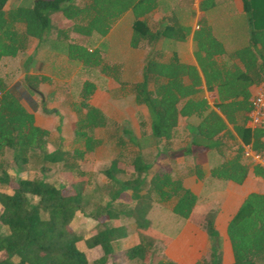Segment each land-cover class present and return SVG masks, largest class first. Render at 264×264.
Returning a JSON list of instances; mask_svg holds the SVG:
<instances>
[{
    "label": "trees",
    "instance_id": "trees-1",
    "mask_svg": "<svg viewBox=\"0 0 264 264\" xmlns=\"http://www.w3.org/2000/svg\"><path fill=\"white\" fill-rule=\"evenodd\" d=\"M7 1L0 0V60L24 53L30 37L43 40L53 21L64 20L56 28V38L66 43L68 57L86 67H99L101 73L118 84L111 91L112 96L132 94L135 104L146 108L149 133L141 134V138H151L155 144L162 142L159 155H166L171 149L179 117H193L197 119L192 126L194 135L190 146L182 149L184 155L192 153L191 147H197L203 149L199 155L201 162L208 156L217 154L221 157L210 167L212 178L241 184L250 167L256 176L264 178L263 167L242 160V147L228 131L230 124L244 143H251L255 151L264 154V129L245 127L251 107L249 87L264 79V0H241L250 24L249 43L229 55L238 58L244 69L236 66L229 69L213 59L216 54L223 53V47L213 36L205 17L199 16L198 29L193 35L194 53L207 88L216 87L218 98L212 106L205 98L197 97L201 81L195 67L182 63L175 56L164 60L151 48L143 65L142 79L127 82L120 78V65L103 62L99 49L89 50L86 45L69 41L70 32L87 37L95 33L104 36L125 11L131 10L134 20L130 46L151 47L160 36L173 29L167 25L162 30H152L147 24L146 16L158 7V0H33L29 5L19 3L5 9ZM216 2L200 0L199 10L206 11ZM178 30L187 31L182 27ZM24 67L27 69L26 63ZM23 79L30 91H35L37 85L46 80L28 73ZM95 89L94 82L83 81L81 99L73 104L76 114L73 135L64 137L59 134L58 126L54 134L37 125L34 114L0 77V224L7 230L0 232V264L88 263L85 251L77 246L81 236L67 228L75 213L82 208L83 193L91 174L80 168L78 160L109 141L120 148L131 143L142 149L128 128L106 136L93 134L95 129L109 126L107 115L89 102ZM224 136L231 142L230 146L237 144L230 156L223 150L228 143L223 140ZM52 138H56L55 141ZM51 141L53 147L48 149ZM7 154L16 171L30 170L35 174L10 176L5 163ZM119 161L118 157L112 158L102 170L112 189L107 201L90 211L94 219L105 217V220H111L123 215L132 219L140 234L150 226L147 215L153 203H163L170 206L172 213L193 221L210 237L218 238L216 201L197 204L198 196L184 186L179 177L162 167L151 172L152 163L147 162L140 151L125 168ZM197 166L200 177V164ZM55 167L67 174L86 176L87 180L49 182L43 173ZM124 171L127 177L116 176ZM3 188L10 189V192ZM122 197L125 202L113 204ZM43 213L46 214L44 218ZM105 220L100 222L103 228L85 238L84 243L87 248H101L102 254L93 264H120L114 260L115 245L126 237V229L108 225ZM226 233L232 250V264H264V192L246 195L229 220ZM152 248L153 240L141 234L137 242L125 248L124 254L138 264H174L157 257ZM218 249V245L211 248L212 262L206 264H220Z\"/></svg>",
    "mask_w": 264,
    "mask_h": 264
},
{
    "label": "rangeland",
    "instance_id": "rangeland-1",
    "mask_svg": "<svg viewBox=\"0 0 264 264\" xmlns=\"http://www.w3.org/2000/svg\"><path fill=\"white\" fill-rule=\"evenodd\" d=\"M32 1L10 0L5 8L8 9L19 3L29 5ZM193 1L183 0L182 3L189 4ZM238 1L235 2L238 3ZM128 20L125 19L124 12L112 24L106 35L100 36L95 33L87 37L70 32L69 40L86 45L89 50L99 49L103 62L120 65V78L122 81L133 80L140 75L143 55L139 54L143 53L137 52L140 50H130L128 46H125V21L128 23ZM63 23L64 20L53 21L52 28L47 36V41L55 49L50 53L41 51L35 56L34 62H32L33 67L28 69L29 72L41 76L45 75L51 79V81H46V83L39 86L38 93L28 90L24 83L23 75L26 71L23 62L27 52L17 58L3 57L0 60V77L17 95L21 103L36 115V124L51 130L54 134H56V127L58 126L59 134L66 135L65 137L73 135L76 120L73 104L80 101L79 96L83 81L90 80L99 88L96 94H93L91 102L99 105L109 119L108 128L95 129L93 134L95 136H106L108 133L118 132V129L128 128L137 138V143L140 146L142 145V149H140L139 145L127 143L126 146L120 148L109 141L94 152L85 154L82 160H78L80 168L91 174L83 193L82 208L75 213L67 228L74 234L81 236L82 239L77 242V246L85 251L87 264H93V261L102 254L101 248L99 246L87 248L84 239L96 234L103 228L100 222L105 220V217L94 219L90 215V211L94 210L96 205L104 204L108 199L112 184L108 182L102 170L109 165L111 159L118 157L121 167L125 168V166L130 165L132 158L140 151L144 159L152 163L151 172L162 167L174 177L184 175L185 166L194 163V160L191 159V155H184L181 150V148L190 146V134L185 130L183 121L177 126L175 137L171 140L170 153L167 155L158 154L162 142L155 144L151 138H141V134L148 135L149 133V119L144 106L135 104L130 94L118 97L112 96L111 91L118 87L115 81L101 73L99 67H86L80 61L68 57L66 43H62L56 38V28ZM55 50H60L59 55L53 53ZM253 93L254 89L252 90ZM45 109L51 111L47 112ZM263 125L264 123L261 126ZM53 139L55 141L56 138ZM52 142L48 144V149H52ZM191 148L198 149L197 147ZM171 150H174V152H171ZM9 158L10 155L7 154L5 163L10 176L35 174L30 170L16 171L15 165ZM127 175V172L124 171L116 176L125 178ZM43 177L55 184L87 180L86 176L67 174L57 167L43 173ZM183 184L188 186L191 182L186 179ZM3 189L10 192V189ZM217 189V186L208 183L199 186L197 204L216 201L211 199L217 197ZM64 192H66V189H64ZM126 200L128 199L126 198ZM120 201L125 202V197L116 200L113 204L117 205ZM216 203L218 204V201ZM42 217H46V214L43 213ZM147 217L150 220V226L147 230H142L140 234L134 227L132 219L123 215L117 219L105 220L108 225L123 226L126 229V237L121 238L115 245V261L120 264H138L135 260H128L125 257L124 250L137 242L139 235L142 234L153 240L152 250L157 257L176 261L177 264H194V261L199 264L212 262L210 248L216 245L219 238L210 237L204 229L197 226L193 221L172 213L170 206L167 204L153 203ZM6 231V228L0 224V232Z\"/></svg>",
    "mask_w": 264,
    "mask_h": 264
},
{
    "label": "crops",
    "instance_id": "crops-1",
    "mask_svg": "<svg viewBox=\"0 0 264 264\" xmlns=\"http://www.w3.org/2000/svg\"><path fill=\"white\" fill-rule=\"evenodd\" d=\"M15 1L21 2V0H15ZM235 1L238 0H217L216 5L214 7L206 11H200L199 10L200 0H194L192 3L190 2L189 4H183L182 3L183 0H158V7L149 14H147L146 16L147 24L150 26L152 30H162L167 25L171 26L173 29L169 31L166 35L160 36L152 44L151 47L141 46V47L133 48L130 46V38L132 34V24H133L134 16L131 10L125 11V19H129L128 23L125 21V46H128L130 50H134V51L140 50L137 52L143 53V54H139V55H143V62L140 65V75L138 78L129 81L136 82L142 79V69L145 63L146 56L150 52L151 48H153L155 51L161 54V57L164 60H167L175 56L182 63L194 66L201 81L200 85L198 86L199 91L197 93V97L205 98L208 101V103L212 106L216 101V99L218 98L217 90L215 86H213L212 88H207L206 86L204 75L195 57V53H194L195 42L193 39V35L195 30L198 29L199 16L203 15L208 25L211 27L213 36L215 37L216 40H218L221 43L223 47V53L216 54L213 59L217 63H219V65H224L229 69L233 68L234 66L240 69H244L242 62L238 58L231 57L229 55L233 51L246 46L249 43V37H250V24L248 22L246 14L242 10L241 0H239L238 3H236ZM9 2L10 0L7 1L5 6ZM179 27H182L187 31L186 32L180 31L178 30ZM47 38L48 37L46 36L43 40H39L37 38L30 37L27 50L25 51L27 52V56L24 59L23 65L26 63L27 66V69H25L26 73L38 77H43L46 79L45 81L40 82L37 85V89L35 90L36 93H38L39 90L38 88L40 85L46 83V81L48 82L51 81V79L49 77H46L45 75L41 76L39 74L29 72L28 69L33 67L32 62H34L35 56L38 55L41 51L42 52L47 51L48 53H50V51L55 49L53 48V45H51L50 42L47 41ZM59 52L60 50L59 51L55 50L53 53L59 55ZM20 56L21 54H18L14 58ZM26 73H24V75ZM254 87L255 85L249 87V91L251 92V94ZM98 89L99 88L96 86V89L93 94H96ZM93 94L89 98V102L101 109L99 105L91 102ZM130 95L132 96L131 98L134 99L133 95L132 94ZM34 117L36 123L35 114ZM181 121H183V123L185 124V130L187 131L188 134H190V141H191L192 136L194 135V132L192 131L193 130L192 126L195 125L197 119L193 117L186 119V117L180 116L178 125ZM245 127L251 130L258 128V127L250 128L247 126L246 123H245ZM261 127L264 129V125ZM229 130L231 135L235 137L234 139L236 140V142H238V144L241 145L242 149L245 146H251V143H244L236 135L230 124L228 125V131ZM62 136L65 137L66 135H62ZM226 136H224L223 138L224 141L228 140ZM262 141L264 142V136L262 137ZM230 145L231 142L228 140L227 145L223 149L227 153L226 154L227 156L233 154L235 148L237 147V144H233L232 146ZM182 149L183 148H181V150ZM202 150H203L202 148H198V149L192 148V153H190L189 155H191V159L194 160L193 161L194 163L186 165L185 166L186 170L184 171L185 174L181 175L180 177L179 176L177 177H179L183 182L186 179L189 180L191 184L186 187L190 188L196 195H197V191L199 190V186L201 185L203 186L204 184L208 183L210 185L211 184L215 185V187L217 186L218 188L217 197L211 199V200L215 199L216 201H218V211L216 213L217 216H215L216 217L215 227L218 232L219 240L216 243V245H218L219 247L218 251L221 255L220 264H232L233 262L232 250L226 233L227 224L229 220L232 218V216L237 212L239 206L241 205L242 201L244 200L247 194H249L250 192H260V193L264 192V178L260 176H256L253 173L252 167H250L245 180L241 184L235 183L231 180H220V179L212 178L209 172L210 167L213 164H216L218 161H220L221 157H219L216 154V155L208 156L204 162H201L199 160V155L202 152ZM171 152H174V150H171ZM168 153H170V151L167 152V154ZM242 160L244 162L251 163L250 160L246 159L243 155H242ZM197 164H200L199 167L202 173L200 177L197 174L198 173ZM260 166L264 168V165H260ZM213 246H211V248ZM173 262L174 264H177L176 261Z\"/></svg>",
    "mask_w": 264,
    "mask_h": 264
},
{
    "label": "built area",
    "instance_id": "built-area-1",
    "mask_svg": "<svg viewBox=\"0 0 264 264\" xmlns=\"http://www.w3.org/2000/svg\"><path fill=\"white\" fill-rule=\"evenodd\" d=\"M250 103L246 124L250 128L261 127L264 123V79L255 85ZM242 155L252 164L264 165V154L255 151L251 146L243 147Z\"/></svg>",
    "mask_w": 264,
    "mask_h": 264
},
{
    "label": "water",
    "instance_id": "water-1",
    "mask_svg": "<svg viewBox=\"0 0 264 264\" xmlns=\"http://www.w3.org/2000/svg\"><path fill=\"white\" fill-rule=\"evenodd\" d=\"M45 111L50 112L51 110H47V109H45Z\"/></svg>",
    "mask_w": 264,
    "mask_h": 264
}]
</instances>
